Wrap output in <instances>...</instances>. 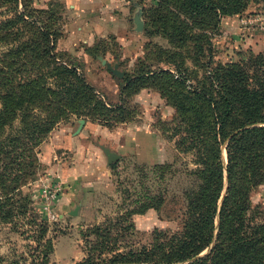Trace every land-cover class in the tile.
Masks as SVG:
<instances>
[{
    "label": "rangeland",
    "instance_id": "rangeland-1",
    "mask_svg": "<svg viewBox=\"0 0 264 264\" xmlns=\"http://www.w3.org/2000/svg\"><path fill=\"white\" fill-rule=\"evenodd\" d=\"M19 1L0 0L1 60L18 59L23 53L18 54L17 51L35 48L37 44L41 52L52 47V53L47 57L43 55V59L49 61L54 58L56 63L75 68L103 103L122 105L126 121L113 123L110 129H118L124 124L129 125V130L124 131L120 143H111V147H107L99 143L100 139L93 140V124L100 123L89 117L72 115L57 124L36 149L35 177L28 180V184L16 196L14 194L9 203V210H12L10 223L0 221V256L24 255L29 258L31 248L37 247L32 237L40 236L34 232L37 227L31 228V221L45 224L47 234L43 245L46 246L48 239L53 245L49 264H80L85 260L89 264H106L116 254L131 250L139 253L143 247L160 246V242L182 234L187 201L185 195L195 186L190 174L197 170L194 152L185 153L183 148L177 147L176 131L178 126H183V114L157 88L158 85L146 89L143 86L147 83L143 86L139 83L141 88L135 94L127 87L138 75L147 77L168 69L185 73L195 86L201 87L208 82V73L213 69L243 64L251 54L264 55V52H254L239 44L234 48L228 46V42H222L221 24L216 31L204 33L203 26H207L203 23L204 19H190L179 10L177 12L174 6L172 10L169 6L170 11H173L172 16H181L180 24L184 26L185 35L174 37L163 33L155 14H148L150 9L159 7V0H124L131 7L128 15L131 44L127 51L116 37L111 40V36L95 48L79 46L63 49L59 47L63 34L53 44L45 41L39 29L42 26L25 17ZM31 14L39 17L38 14ZM164 16L171 17L169 14ZM242 16H264V0H248ZM136 17L143 24L139 31ZM233 17L238 20L241 38L264 36L261 33H246L239 24L240 16ZM202 35L211 39L210 45L204 38L196 43L195 37ZM230 43L234 44L233 41ZM33 55L29 51L27 58L32 59ZM108 65L124 73V77L114 75ZM102 83L111 85L112 89ZM179 92L173 91V94ZM133 124L137 131L130 128ZM254 127L264 125L249 128ZM160 138L162 144H159ZM229 140L221 145L224 179L220 205L229 187L226 152ZM93 144L99 149V158L105 161L104 165L101 160L98 161L95 167L97 173L101 175L103 167L107 170L103 176L106 183L94 191L93 187H86L93 184ZM161 149H165V153ZM105 150L120 159L108 166ZM261 174L264 181V159ZM240 177L242 175L238 171L237 182ZM45 186L60 189L58 201L53 205L57 221H50L42 212ZM156 195L157 198L162 196L158 203H146L147 196L153 198ZM68 196L75 199L67 204ZM0 197H3L2 187ZM2 199L5 200L4 197ZM250 202L253 209L259 208V218L264 219V185L251 191ZM144 206L152 208L144 209ZM73 212L77 214L72 215ZM218 225L217 220V228ZM106 228L109 231L101 234ZM40 248L41 252L44 247ZM209 251L210 248L198 258Z\"/></svg>",
    "mask_w": 264,
    "mask_h": 264
},
{
    "label": "trees",
    "instance_id": "trees-1",
    "mask_svg": "<svg viewBox=\"0 0 264 264\" xmlns=\"http://www.w3.org/2000/svg\"><path fill=\"white\" fill-rule=\"evenodd\" d=\"M20 1L25 17L42 26L39 29L45 41L53 44L61 38L62 17L54 10L34 9L33 0ZM159 1V7L150 9L148 14H155L159 29L174 37L184 36L185 31L180 24L181 16H172L169 6L171 10L172 6L176 7V11L190 19H204L203 23H207L203 26L204 33L216 31L225 17H241L248 6V0ZM168 14L171 17L166 18L164 15ZM195 38L197 44L204 38L210 45L211 39L205 35ZM52 50L49 47L41 52L37 44L35 48L17 51L23 53L18 59L0 58V187L5 198L0 197L2 223H10L12 210L9 207L13 195L16 196L28 180L35 177L36 149L57 124L72 115L89 117L108 128H112L113 123L126 121L122 105L103 103L75 68L56 63L54 58L43 59V55L47 57ZM29 51L34 53L32 59L27 58ZM207 81L197 87L185 73L168 69L147 77L138 75L129 83L127 89L134 94L141 88L139 83L141 86L147 83L143 86L146 89L158 85L157 88L183 114V126H178L176 131L177 147L183 148L185 153L194 152L197 170L191 172L190 177L198 186L191 187L185 195L182 234L160 242V246L143 247L139 253L131 250L116 254L106 264L188 261L192 262L187 264H264V219L259 218V208L253 209L250 202L251 191L264 185L261 174L264 127L249 128L264 125V55L251 54L246 63L213 69L208 73ZM178 90L179 93L173 94ZM236 131H240L238 135H234ZM228 138L229 187L220 205L224 179L221 145ZM238 171L242 177L237 182ZM157 196H147L146 203H158L162 196ZM150 208L144 206V209ZM30 225L38 228L34 232L40 236L32 237L37 247L31 248L29 258L24 255L0 256V264H28L30 260V264H49L53 245L49 239L46 246L43 245L47 234L45 224L31 221ZM108 231L106 228L99 233ZM40 247H44L41 252ZM209 248L207 255L198 258ZM80 264L89 263L85 260Z\"/></svg>",
    "mask_w": 264,
    "mask_h": 264
},
{
    "label": "crops",
    "instance_id": "crops-1",
    "mask_svg": "<svg viewBox=\"0 0 264 264\" xmlns=\"http://www.w3.org/2000/svg\"><path fill=\"white\" fill-rule=\"evenodd\" d=\"M32 5L37 10H54L62 17L60 26L63 30V37L60 40L59 47L63 49H75L79 46H93L95 48L99 42L106 40L109 36H111V40L116 37L126 51L130 47V31L128 30L130 21L128 15L131 13V7L124 0H33ZM221 27L222 42H228V46L234 48V45L239 44L241 47L244 46L254 52H264V36L256 35L251 38L248 36L241 38L236 17L223 18ZM230 41H233L234 44ZM101 85L111 88V85L107 83ZM101 85L100 87H102ZM142 93L138 97L141 98ZM131 126L130 128L137 131L134 124ZM125 130H129V125L123 124L118 129L111 130L108 127L93 124V140L100 139V144L111 147V143L115 145L120 143ZM159 141V144H162L161 138ZM137 142L139 141L137 140ZM161 150L165 153V149ZM99 160L102 164H105V161L99 158V149L96 144H93V184L86 186L93 187V191L97 187H103V184L106 183V177L103 176L107 170L103 167L101 175H99L97 169H95ZM72 199L75 198L68 196L66 198L67 204Z\"/></svg>",
    "mask_w": 264,
    "mask_h": 264
},
{
    "label": "built area",
    "instance_id": "built-area-1",
    "mask_svg": "<svg viewBox=\"0 0 264 264\" xmlns=\"http://www.w3.org/2000/svg\"><path fill=\"white\" fill-rule=\"evenodd\" d=\"M239 24L242 26L243 30L248 33H261L264 34V16H242L239 18ZM176 78L178 75L174 72ZM43 190V198L45 205L42 207V212H44L50 219V221H57V216L53 212V205L57 203L60 189H50V186H45Z\"/></svg>",
    "mask_w": 264,
    "mask_h": 264
},
{
    "label": "water",
    "instance_id": "water-1",
    "mask_svg": "<svg viewBox=\"0 0 264 264\" xmlns=\"http://www.w3.org/2000/svg\"><path fill=\"white\" fill-rule=\"evenodd\" d=\"M136 22H137V29L138 31L141 30L143 28V24L138 22V17H136ZM109 69L112 71V73L114 75H116L119 78H123L124 77V73L119 72L116 68H111L110 65H108ZM105 154L108 160V166L112 165L115 161L119 160L120 157L118 155H115L114 153H111L107 150H105ZM77 213H72V215H76Z\"/></svg>",
    "mask_w": 264,
    "mask_h": 264
}]
</instances>
